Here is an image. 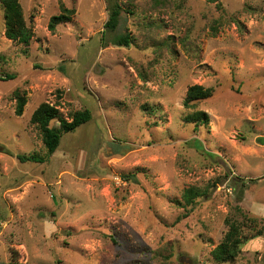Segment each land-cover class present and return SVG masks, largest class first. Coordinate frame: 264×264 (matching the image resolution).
Here are the masks:
<instances>
[{
  "label": "rangeland",
  "instance_id": "1",
  "mask_svg": "<svg viewBox=\"0 0 264 264\" xmlns=\"http://www.w3.org/2000/svg\"><path fill=\"white\" fill-rule=\"evenodd\" d=\"M110 1L20 0L29 45L6 37L0 1V264H220L234 223L222 264H264V0H118L104 35ZM62 7L75 14L50 31ZM195 85L213 96L188 109ZM42 103L92 113L52 156L31 123Z\"/></svg>",
  "mask_w": 264,
  "mask_h": 264
},
{
  "label": "trees",
  "instance_id": "2",
  "mask_svg": "<svg viewBox=\"0 0 264 264\" xmlns=\"http://www.w3.org/2000/svg\"><path fill=\"white\" fill-rule=\"evenodd\" d=\"M4 9V22H5V35L12 42L29 45L33 40L35 34L33 27L25 20V14L20 0H0ZM109 18L105 24L104 35L107 32H114L120 24V17L122 14L121 7L118 0L114 3L109 2ZM75 14L74 10H69L62 7L59 15L53 16L50 19L48 29L55 31L56 27L60 24L66 23L70 17ZM33 19V18H32ZM133 43V38L130 34H124L116 38L115 44L119 47H129ZM7 80L14 79V76L9 75ZM4 80V79H3ZM16 96V111L15 115L21 117L24 114V108L27 104L26 95L20 92L15 93ZM213 96L211 89H205L202 86L195 85L188 89L184 106L192 109L197 102L204 101ZM71 121L63 119L56 106L49 103H42L33 113L31 123L35 125L41 134L42 141L47 150L48 156H52L60 146L61 140L64 135L73 133L81 126L89 123L92 120V113L89 110L79 111L71 116ZM58 121V127H53L52 122ZM188 123H194L196 130L202 126H208L210 123L209 115L203 111H198L186 118ZM118 152V151H117ZM19 160L25 162H44L41 158L36 156H20ZM252 183L255 180H251ZM200 193L194 189L186 191L185 199L187 203H191L195 198L199 197ZM250 220V219H249ZM253 221V220H252ZM255 221V220H254ZM239 228L234 223L231 225L228 233L226 234L223 242L214 249L213 256L216 262L229 263L234 261L239 254V247L241 241L239 239ZM7 264H22L16 252L11 254V259Z\"/></svg>",
  "mask_w": 264,
  "mask_h": 264
}]
</instances>
